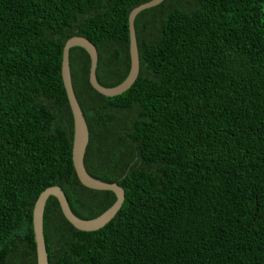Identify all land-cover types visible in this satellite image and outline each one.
Segmentation results:
<instances>
[{
  "label": "trees",
  "instance_id": "trees-1",
  "mask_svg": "<svg viewBox=\"0 0 264 264\" xmlns=\"http://www.w3.org/2000/svg\"><path fill=\"white\" fill-rule=\"evenodd\" d=\"M150 0H0V264H36L32 210L48 186L94 218L112 191L82 185L62 49L84 36L96 78L130 68L128 15ZM139 74L116 96L69 50L89 129L88 173L124 189L115 217L81 231L49 196V264H264V0H163L134 19Z\"/></svg>",
  "mask_w": 264,
  "mask_h": 264
},
{
  "label": "water",
  "instance_id": "water-1",
  "mask_svg": "<svg viewBox=\"0 0 264 264\" xmlns=\"http://www.w3.org/2000/svg\"><path fill=\"white\" fill-rule=\"evenodd\" d=\"M162 1L163 0H150L130 11L128 15L130 68L127 77L115 86L105 87L98 82L96 78L98 61L97 49L88 38L84 36H72L64 43L62 49L61 76L73 116V141L71 150L73 167L77 178L82 185L91 189L112 191L115 194L116 199L113 204L100 215L94 218L84 219L77 216L71 210L66 195L60 186H48L41 191L32 210L36 264H49L43 233V214L49 196H54L57 199L65 219L76 229L81 231H96L104 227L115 217L125 198L124 189L120 185L115 182H106L97 179L91 176L85 168L84 156L89 142V129L73 90L69 65V50L73 46H80L88 52L90 57L89 82L96 91L108 97L122 94L133 85L139 74V53L134 28V19L140 11L154 7Z\"/></svg>",
  "mask_w": 264,
  "mask_h": 264
}]
</instances>
